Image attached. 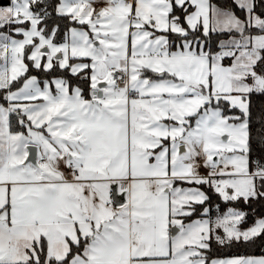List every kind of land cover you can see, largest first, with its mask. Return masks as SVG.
<instances>
[{"label": "snow or ice", "instance_id": "6c2138e0", "mask_svg": "<svg viewBox=\"0 0 264 264\" xmlns=\"http://www.w3.org/2000/svg\"><path fill=\"white\" fill-rule=\"evenodd\" d=\"M0 264H264V0H0Z\"/></svg>", "mask_w": 264, "mask_h": 264}, {"label": "trees", "instance_id": "16d2710c", "mask_svg": "<svg viewBox=\"0 0 264 264\" xmlns=\"http://www.w3.org/2000/svg\"><path fill=\"white\" fill-rule=\"evenodd\" d=\"M243 251H244L243 249H239V250L233 249L231 253H227V254H235L237 252L242 253ZM255 251L258 253L259 252V249H255Z\"/></svg>", "mask_w": 264, "mask_h": 264}]
</instances>
